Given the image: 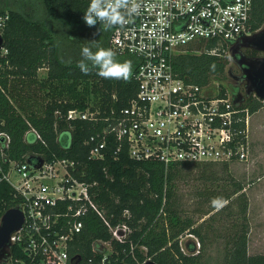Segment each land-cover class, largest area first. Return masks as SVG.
I'll return each instance as SVG.
<instances>
[{
  "label": "trees",
  "instance_id": "1",
  "mask_svg": "<svg viewBox=\"0 0 264 264\" xmlns=\"http://www.w3.org/2000/svg\"><path fill=\"white\" fill-rule=\"evenodd\" d=\"M87 8L88 5L81 1L0 0V13L9 16L2 33L7 52L0 55V130L11 139L7 154L16 161L58 157L77 162V176L95 183L90 195L105 218L113 226L125 224L129 228L130 233L123 243L110 241L111 235L103 221L88 211L83 217V228L68 248L69 258L74 262L90 264L92 259L99 263L104 248L101 253H96L92 244L110 241L112 254L107 264H208L203 259L202 247H196L197 243L205 244L203 227L206 219L196 225L194 219L181 209V198L177 194L176 182L182 179L181 169L188 164L165 167L157 161H137L129 158L125 149L114 153V144L105 148L103 159L95 160L89 154L93 144L86 145L84 141L100 129V125L66 121L68 110L83 109L89 104L103 109L124 107L137 91L131 76L127 81L105 79L96 74V69L86 75L76 66L78 59L64 60L44 18L85 25L82 17ZM262 26L264 0H253L252 34ZM92 28L98 45L108 48V32H98L101 28L98 25ZM249 52L250 58H254L256 51L251 49ZM116 57L132 62L127 56ZM228 63L227 57L185 53L175 57L174 70L187 82L207 85L212 78L224 77ZM41 68H47V76L38 82L43 87L48 84L51 96L39 111L29 110L25 106V91L37 82V71ZM237 77L235 84L230 85L229 93L252 115L264 101L246 94L241 72ZM225 91L226 88L220 87L221 94ZM214 175L210 170L206 178L211 180ZM241 191V185L234 184L232 192L222 196L226 202L222 208L236 204L239 213L244 214L247 203ZM13 194L8 183L0 184V217L5 210L19 207V199ZM197 195L204 200L220 197L218 193ZM221 209L212 206L208 212L216 210L217 213ZM185 234L196 237L198 242L188 239L182 249L180 237ZM246 236L247 229L242 224L227 241L222 264H264V254L247 253ZM9 257L11 260L25 259L17 245L10 246Z\"/></svg>",
  "mask_w": 264,
  "mask_h": 264
},
{
  "label": "built area",
  "instance_id": "2",
  "mask_svg": "<svg viewBox=\"0 0 264 264\" xmlns=\"http://www.w3.org/2000/svg\"><path fill=\"white\" fill-rule=\"evenodd\" d=\"M137 2L141 4L139 16H133L123 28L107 30L108 48L116 56L132 59L135 96L124 107L103 109L89 104L70 109L65 116L68 122L100 125L84 141L93 144L90 158L103 159L105 148L114 144V153L125 149L131 159L157 161L165 167L245 162L250 151L248 108L227 91L221 94L213 85L183 80L174 70V59L188 51L222 57L238 50L252 35L253 0ZM8 19L0 13V37ZM6 52L2 43L0 55ZM10 143V136L0 130V184L12 187L24 216L22 227L10 236V246L21 247L25 259L8 257L0 264H79L69 258L68 248L83 228L88 211L103 221L110 241L123 243L127 239L129 228L111 225L92 200L90 189L95 183L77 176V162L58 157L12 160L7 154ZM110 241L92 244L96 253H101V248L104 252L99 263L90 259V264L110 262Z\"/></svg>",
  "mask_w": 264,
  "mask_h": 264
},
{
  "label": "rangeland",
  "instance_id": "3",
  "mask_svg": "<svg viewBox=\"0 0 264 264\" xmlns=\"http://www.w3.org/2000/svg\"><path fill=\"white\" fill-rule=\"evenodd\" d=\"M44 21L52 31L65 61L80 60L81 48L85 44H89L91 40L98 43L97 36L93 35L94 28L86 25H70L65 21L54 19L44 18ZM93 50L95 51V48ZM249 50L251 49L241 46L237 52L250 58L252 56ZM254 51H256L254 58L264 56L261 51ZM187 53L199 54L195 51ZM222 57L229 59L224 77L218 80L212 78L209 85L218 89L224 87L227 92H230V85H234L237 81L233 76L240 75V70L236 61L232 59L231 52ZM117 60L126 61L120 58ZM46 76L47 68L39 69L37 82L25 91L27 94L24 98L25 106L29 110L39 111L50 98L48 84L45 83L46 87H43L38 82L44 80ZM247 139L250 151L245 162L228 163L227 165L221 163L188 165L181 169L182 179L176 182L177 194L181 198V209L184 213L191 216L196 225L206 219L203 227V231H206L205 244L200 246L197 243L196 247H202L203 259L208 264H222L227 241L235 231L240 229L242 224L247 229V253L249 255L264 254V102L254 114L250 115ZM210 170L215 173L211 180L206 178ZM236 183L241 185V193L245 195L247 208L244 214L239 213V207L236 204L229 208H222L217 213L215 212L217 209L208 212L211 210L213 198L204 200L197 195V193L211 195L218 193L222 198L225 193L232 192ZM188 239L198 242L196 237L185 234L180 237L182 249Z\"/></svg>",
  "mask_w": 264,
  "mask_h": 264
},
{
  "label": "clouds",
  "instance_id": "4",
  "mask_svg": "<svg viewBox=\"0 0 264 264\" xmlns=\"http://www.w3.org/2000/svg\"><path fill=\"white\" fill-rule=\"evenodd\" d=\"M140 14L141 4L137 0H90L82 20L89 28L95 27L97 23L101 24L102 28L98 29L100 32L115 27L123 28L131 22L133 16ZM80 55L81 59L77 61L76 66L86 75L96 69V74L105 79L127 81L131 76V63L117 60L116 53L111 48L101 47L95 40L85 44L81 48ZM211 204L219 210L224 206L225 201L221 197H216L211 200Z\"/></svg>",
  "mask_w": 264,
  "mask_h": 264
},
{
  "label": "water",
  "instance_id": "5",
  "mask_svg": "<svg viewBox=\"0 0 264 264\" xmlns=\"http://www.w3.org/2000/svg\"><path fill=\"white\" fill-rule=\"evenodd\" d=\"M3 43L0 37V46ZM242 47H247L264 53V28L246 37ZM236 49L231 52V56ZM236 64L240 68L245 80V93L254 94L257 99L264 101V56L260 58H248L239 55ZM237 79V76H233ZM24 223V216L18 206L11 207L3 212L0 217V263L9 257L10 236L19 230Z\"/></svg>",
  "mask_w": 264,
  "mask_h": 264
},
{
  "label": "flooded vegetation",
  "instance_id": "6",
  "mask_svg": "<svg viewBox=\"0 0 264 264\" xmlns=\"http://www.w3.org/2000/svg\"><path fill=\"white\" fill-rule=\"evenodd\" d=\"M240 53L237 52V50L235 51V53L232 55V59L236 60V58L238 57ZM240 70V68H239Z\"/></svg>",
  "mask_w": 264,
  "mask_h": 264
}]
</instances>
